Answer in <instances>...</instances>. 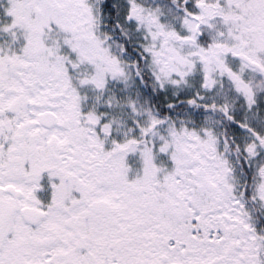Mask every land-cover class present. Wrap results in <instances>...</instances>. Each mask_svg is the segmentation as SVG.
<instances>
[{
    "label": "snow or ice",
    "instance_id": "obj_1",
    "mask_svg": "<svg viewBox=\"0 0 264 264\" xmlns=\"http://www.w3.org/2000/svg\"><path fill=\"white\" fill-rule=\"evenodd\" d=\"M0 264H264V0H0Z\"/></svg>",
    "mask_w": 264,
    "mask_h": 264
}]
</instances>
